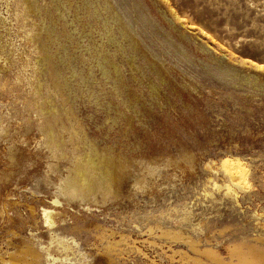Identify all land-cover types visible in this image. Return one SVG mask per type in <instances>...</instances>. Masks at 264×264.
I'll list each match as a JSON object with an SVG mask.
<instances>
[{"label":"rangeland","instance_id":"374dc122","mask_svg":"<svg viewBox=\"0 0 264 264\" xmlns=\"http://www.w3.org/2000/svg\"><path fill=\"white\" fill-rule=\"evenodd\" d=\"M0 264H264V0H0Z\"/></svg>","mask_w":264,"mask_h":264},{"label":"bare ground","instance_id":"6f19581e","mask_svg":"<svg viewBox=\"0 0 264 264\" xmlns=\"http://www.w3.org/2000/svg\"><path fill=\"white\" fill-rule=\"evenodd\" d=\"M76 170V174H77V176L79 175V179L83 182V180L85 179L84 177H85V174H84V172L80 169V168H76L75 169ZM75 172V171H74ZM77 178V177H76ZM88 181V180H87ZM80 183V182H79ZM75 184V183H74ZM89 184V183H88ZM76 185V184H75ZM64 186V185H63ZM82 187V186H81ZM80 187V188H81ZM85 187H86V185H85ZM83 188V187H82ZM91 188V187H90ZM64 189L67 191V193L68 192H70V194L72 193V191L74 190H76L77 189V186H73L71 183H65V186H64ZM64 189H63V191H64ZM80 191V190H79ZM84 191H85V189H84ZM81 192V191H80ZM64 193V192H63ZM66 194V193H65ZM69 194V193H68ZM72 194H74V193H72ZM44 215H45V217H46V219H47V223H48V225H51L52 224V220H51V217H50V213L49 212H45L44 213Z\"/></svg>","mask_w":264,"mask_h":264}]
</instances>
